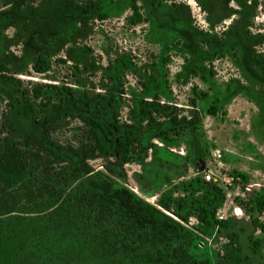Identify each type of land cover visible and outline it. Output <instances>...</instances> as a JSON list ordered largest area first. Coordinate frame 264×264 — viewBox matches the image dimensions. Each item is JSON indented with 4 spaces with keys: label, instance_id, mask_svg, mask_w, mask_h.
<instances>
[{
    "label": "rangeland",
    "instance_id": "374dc122",
    "mask_svg": "<svg viewBox=\"0 0 264 264\" xmlns=\"http://www.w3.org/2000/svg\"><path fill=\"white\" fill-rule=\"evenodd\" d=\"M200 1L206 9L197 0H0L7 75L33 95L51 87L26 118L0 80V146L33 150L30 183L0 199L16 264H229L235 232L245 264H264V233L242 208L264 193V0L249 2L251 39L234 25L236 0ZM45 51L51 70L37 74ZM91 118L140 137L132 163L96 149ZM207 170L227 231L200 220L211 212L199 182ZM27 190L42 206L11 213ZM71 208L82 214L77 234Z\"/></svg>",
    "mask_w": 264,
    "mask_h": 264
},
{
    "label": "trees",
    "instance_id": "16d2710c",
    "mask_svg": "<svg viewBox=\"0 0 264 264\" xmlns=\"http://www.w3.org/2000/svg\"><path fill=\"white\" fill-rule=\"evenodd\" d=\"M251 0H236L240 6L239 20L234 22L236 26L239 23L244 24V30L240 32L244 39H251L252 34L250 33L249 25L250 18L256 13L257 7L254 9L249 3ZM258 1V0H253ZM201 7L206 9L200 0H197ZM136 23L143 22L144 19L139 14V7L133 5ZM254 17V16H253ZM244 20V22H241ZM51 53L49 51L42 52L38 55L36 62L34 63L33 70L37 74H47L50 72L52 67ZM8 67L4 63H0V80L8 84L14 89L17 95V100L22 106L23 115L26 118H35L40 114V111L34 105V100L42 97L44 94L42 88H51L50 86H41L40 90L33 95L30 90L23 89L21 86L23 83L18 78L8 76ZM198 99L200 96L197 94ZM193 106L197 105V102L193 100ZM209 115L216 117L218 115V108L211 106L208 109ZM84 119H86L84 117ZM87 123L91 124L96 130L92 131L93 140L95 141V147L100 153H104L107 156L115 157L122 163H132L138 153V142L140 137L134 132H128L125 130V126L120 124L118 120H115L111 125H105L98 119H88ZM33 150H28L25 147H19L15 145H9L7 147L0 146V199L3 195H8L10 191L20 189L23 185H28L31 181V167L33 164L30 162L29 156L33 153ZM58 157V154H53ZM238 176L244 180L247 178L242 174L238 173ZM201 186L206 190L205 199L208 202V206L211 208L209 215H203L200 220L207 226H218L222 230H229L232 226V222L229 220H220L217 217L218 207L221 202V189L216 183L207 182L204 178L199 180ZM31 190H27L26 193L22 194L21 191H16L12 197L13 202L9 210L11 213H15L16 205H19L17 211L20 213H29L32 210V206L41 207L42 204H37V197ZM23 201V202H22ZM242 208L249 214L252 224L264 233V220H261L260 216L264 215V193L258 192L254 197L249 198L247 201L242 202ZM14 209V210H13ZM152 210L154 208H151ZM162 216L161 213L156 212ZM82 214L77 208H71L70 216L68 218L67 226H69V232L77 234L78 231L82 230L81 227ZM76 229H78L76 231ZM43 236V235H42ZM13 236L7 235V229L0 225V264H16V253L17 245L12 241ZM240 234L231 233L229 235L230 241V252L229 264H245L246 258L242 255V248L239 244ZM260 240L253 242V248L256 251L260 245ZM25 245L24 243H17Z\"/></svg>",
    "mask_w": 264,
    "mask_h": 264
},
{
    "label": "built area",
    "instance_id": "2783aa9c",
    "mask_svg": "<svg viewBox=\"0 0 264 264\" xmlns=\"http://www.w3.org/2000/svg\"><path fill=\"white\" fill-rule=\"evenodd\" d=\"M213 156L217 157V156H219V153L217 151H215V152H213ZM204 179L207 182H211V181L215 182L216 181V179L214 178V174L211 170L204 171Z\"/></svg>",
    "mask_w": 264,
    "mask_h": 264
},
{
    "label": "crops",
    "instance_id": "0c3cea01",
    "mask_svg": "<svg viewBox=\"0 0 264 264\" xmlns=\"http://www.w3.org/2000/svg\"><path fill=\"white\" fill-rule=\"evenodd\" d=\"M217 151V150H216ZM218 153H219V151H217ZM212 155H213V153H212ZM217 157H219V158H221V155H220V153H219V156H217Z\"/></svg>",
    "mask_w": 264,
    "mask_h": 264
}]
</instances>
